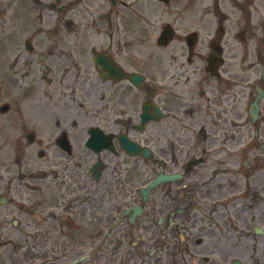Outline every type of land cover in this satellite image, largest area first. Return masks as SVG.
Returning <instances> with one entry per match:
<instances>
[{
	"label": "flooded vegetation",
	"instance_id": "obj_1",
	"mask_svg": "<svg viewBox=\"0 0 264 264\" xmlns=\"http://www.w3.org/2000/svg\"><path fill=\"white\" fill-rule=\"evenodd\" d=\"M31 1L4 3L0 128L19 139L23 191L6 200L22 218L10 228L52 242L57 264L80 251L85 264H197L217 224L235 235L241 203L264 204V0ZM161 175L179 177L144 201ZM239 240L243 255L225 239L208 251L264 259V241Z\"/></svg>",
	"mask_w": 264,
	"mask_h": 264
},
{
	"label": "rangeland",
	"instance_id": "obj_2",
	"mask_svg": "<svg viewBox=\"0 0 264 264\" xmlns=\"http://www.w3.org/2000/svg\"><path fill=\"white\" fill-rule=\"evenodd\" d=\"M42 1L44 3H47L48 1L50 2L52 0H42ZM4 3H5V0H0V53L1 55L3 53V50L5 49L4 34L6 33V22L3 19V9L5 8ZM43 13L45 14L44 15L45 19H47L49 14H53V11L49 12V11L44 10ZM52 29H53L52 23H47V24L45 23L43 25L44 33L46 32L52 33L53 32ZM3 101H4L3 88L0 87V103H2ZM3 120L4 118L0 119L1 124L3 123ZM18 140L19 139L15 137H9L8 135L5 134L4 128L3 127L0 128V195H3V194L9 195L13 197L16 201H18V197L20 198V196L23 193L20 187L21 185L20 176H19L20 169H18L15 164L12 165L13 158L18 155L17 154V141ZM10 176H12L13 179L10 178ZM245 204L249 207L248 208L249 211L245 215L244 221H240L237 219V217L239 216L236 212L232 213V220L234 219V221H236L238 226L240 227L238 228V226L235 225L236 231H233L235 235L228 234L229 231L224 230V227H223L224 224H217L222 232L217 233L214 237H211L213 235L206 236L204 239L206 241L205 244L202 246H198L194 249L195 251L203 252L202 254L197 255L195 257V262H197V264H204L205 256L209 257L210 259L209 264H231V260L229 261L224 260L220 252L215 253V254L209 253L208 250H210L211 246L218 245L216 241H222L223 239H225V242L227 244L231 241L232 248L228 250L231 257L243 255L245 252L244 251L245 245H241L242 240L241 241L239 240V237L241 236H244V239L246 241H249V244L254 241L255 242L264 241L263 240L264 238L260 239L257 235L253 233L254 227L256 226L264 227V218L256 217V215H258L259 213L257 212L256 209L261 208L264 205L263 201L257 202V199H251L250 202H246V203L242 202L240 208L242 209ZM7 209H8L7 207H0V264H5L4 263L5 260L7 261L6 264H13V259L15 257L12 258V260L10 258L9 260V256L10 254H12V249L15 250L14 245L15 244L20 245L22 240H23V244L26 240L24 246L31 244L34 249L32 250V252H28V256H26L27 258H24L26 259L25 260L26 262H22V264H40L46 260L50 261V258H49L50 252L54 250L53 243L51 242L49 247L47 246V244H45V247L40 246L42 250V253H41L42 262H40L38 259V253H37L38 242H36L35 239L33 240V238L29 236V234H31L30 232H28L27 234H21L19 231L12 230V228H9L11 221L15 217H18V215L17 216L7 215L5 213ZM247 220H248L247 226L251 227L250 231H242L241 227L246 226L245 221ZM195 232L199 233L196 235V237L201 236L199 232V227H197V230H195ZM210 237H211V241H210ZM62 241L63 239L60 240V242ZM9 243L10 245H8ZM258 244H259V247L262 249L263 246L260 243ZM258 252H255L254 254L258 256L259 255ZM228 259H230V257ZM244 262L246 264H264V259L262 258L260 261L259 260H255V261L244 260ZM18 264H21L20 261Z\"/></svg>",
	"mask_w": 264,
	"mask_h": 264
}]
</instances>
